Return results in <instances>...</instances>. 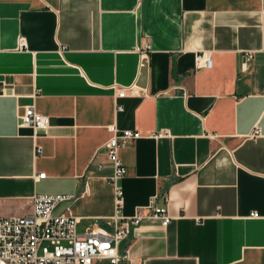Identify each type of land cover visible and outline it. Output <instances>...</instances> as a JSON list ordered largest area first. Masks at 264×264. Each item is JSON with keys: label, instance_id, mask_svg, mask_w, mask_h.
I'll use <instances>...</instances> for the list:
<instances>
[{"label": "crops", "instance_id": "crops-1", "mask_svg": "<svg viewBox=\"0 0 264 264\" xmlns=\"http://www.w3.org/2000/svg\"><path fill=\"white\" fill-rule=\"evenodd\" d=\"M114 129L140 134L118 151L122 213L156 197L172 217L121 241L133 264H264V0H0V215L63 194L78 233L104 225Z\"/></svg>", "mask_w": 264, "mask_h": 264}, {"label": "built area", "instance_id": "built-area-1", "mask_svg": "<svg viewBox=\"0 0 264 264\" xmlns=\"http://www.w3.org/2000/svg\"><path fill=\"white\" fill-rule=\"evenodd\" d=\"M24 46L25 41L20 39L19 48ZM250 57L249 54L248 59ZM145 59L141 60V68L146 63ZM211 65L209 53L195 54L196 68ZM125 94V89H117V97ZM21 123L35 129H46L49 117L30 106L21 116ZM258 132L257 129L254 134ZM138 137L140 134L137 131L114 129V135L104 144L113 168L109 180L115 187V213L104 219V225L96 222L84 233H78L77 217L65 212L55 213L56 207L69 199V195H35L31 199L29 212L22 215H0V264H133L127 250L119 251L121 241L143 220H159L163 226H167L172 218L166 206L156 205V197L147 205L139 207L132 216L122 213L123 191L117 181L127 173V169L118 151L129 140ZM43 177L45 172L37 174L36 179Z\"/></svg>", "mask_w": 264, "mask_h": 264}, {"label": "water", "instance_id": "water-1", "mask_svg": "<svg viewBox=\"0 0 264 264\" xmlns=\"http://www.w3.org/2000/svg\"><path fill=\"white\" fill-rule=\"evenodd\" d=\"M141 73L142 75L140 76L138 84L143 86L145 84V79H146V65H144V67L141 68Z\"/></svg>", "mask_w": 264, "mask_h": 264}]
</instances>
